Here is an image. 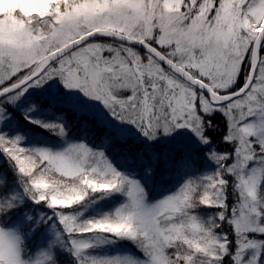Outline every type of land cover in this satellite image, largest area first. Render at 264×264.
I'll list each match as a JSON object with an SVG mask.
<instances>
[{"label":"snow or ice","instance_id":"6c2138e0","mask_svg":"<svg viewBox=\"0 0 264 264\" xmlns=\"http://www.w3.org/2000/svg\"><path fill=\"white\" fill-rule=\"evenodd\" d=\"M0 264H264V0H0Z\"/></svg>","mask_w":264,"mask_h":264},{"label":"trees","instance_id":"16d2710c","mask_svg":"<svg viewBox=\"0 0 264 264\" xmlns=\"http://www.w3.org/2000/svg\"><path fill=\"white\" fill-rule=\"evenodd\" d=\"M106 132H107V129H105V128H99L97 130V138H99L100 136H103Z\"/></svg>","mask_w":264,"mask_h":264}]
</instances>
